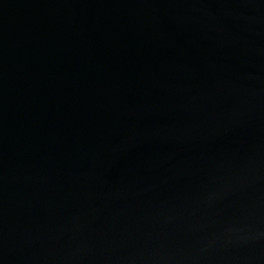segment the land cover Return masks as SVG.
<instances>
[{"label":"water","instance_id":"1","mask_svg":"<svg viewBox=\"0 0 264 264\" xmlns=\"http://www.w3.org/2000/svg\"><path fill=\"white\" fill-rule=\"evenodd\" d=\"M0 264H264V0H0Z\"/></svg>","mask_w":264,"mask_h":264}]
</instances>
